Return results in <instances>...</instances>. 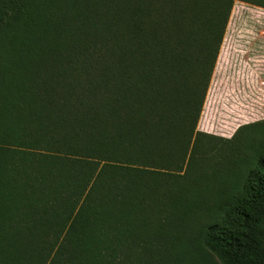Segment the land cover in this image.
I'll return each instance as SVG.
<instances>
[{"label": "trees", "instance_id": "obj_1", "mask_svg": "<svg viewBox=\"0 0 264 264\" xmlns=\"http://www.w3.org/2000/svg\"><path fill=\"white\" fill-rule=\"evenodd\" d=\"M233 2L0 0V264H264V121L197 131Z\"/></svg>", "mask_w": 264, "mask_h": 264}, {"label": "rangeland", "instance_id": "obj_2", "mask_svg": "<svg viewBox=\"0 0 264 264\" xmlns=\"http://www.w3.org/2000/svg\"><path fill=\"white\" fill-rule=\"evenodd\" d=\"M263 31V12L240 6L232 10L197 131L230 139L240 126L264 121Z\"/></svg>", "mask_w": 264, "mask_h": 264}, {"label": "crops", "instance_id": "obj_3", "mask_svg": "<svg viewBox=\"0 0 264 264\" xmlns=\"http://www.w3.org/2000/svg\"><path fill=\"white\" fill-rule=\"evenodd\" d=\"M236 6H240V7H249L254 9L256 12H263L264 13V0H244V1H240V0H234L233 2V6H232V10L236 7ZM261 6V7H260ZM231 10V12H232ZM231 12H230V16H231ZM229 16V19H230ZM247 18V17H244ZM246 20V19H245ZM229 22V20H228ZM228 25V23H227ZM227 29V26H226ZM225 29V32H226ZM264 32V31H263ZM262 33V32H261ZM225 35V33H224ZM262 36V35H261ZM263 37V36H262ZM264 38V37H263ZM261 65L259 67V69L264 70V59L261 61Z\"/></svg>", "mask_w": 264, "mask_h": 264}, {"label": "built area", "instance_id": "obj_4", "mask_svg": "<svg viewBox=\"0 0 264 264\" xmlns=\"http://www.w3.org/2000/svg\"><path fill=\"white\" fill-rule=\"evenodd\" d=\"M261 35L264 37V32H262ZM263 86H264V83H263Z\"/></svg>", "mask_w": 264, "mask_h": 264}]
</instances>
